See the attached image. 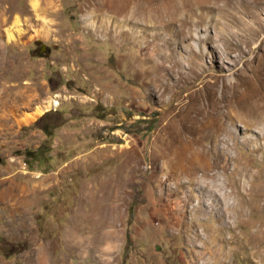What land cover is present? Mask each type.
Instances as JSON below:
<instances>
[{
  "label": "rangeland",
  "instance_id": "obj_1",
  "mask_svg": "<svg viewBox=\"0 0 264 264\" xmlns=\"http://www.w3.org/2000/svg\"><path fill=\"white\" fill-rule=\"evenodd\" d=\"M0 156V264H264V0H0Z\"/></svg>",
  "mask_w": 264,
  "mask_h": 264
},
{
  "label": "bare ground",
  "instance_id": "obj_2",
  "mask_svg": "<svg viewBox=\"0 0 264 264\" xmlns=\"http://www.w3.org/2000/svg\"><path fill=\"white\" fill-rule=\"evenodd\" d=\"M156 3V2H155ZM16 37L14 36V34H9V39H11V40H13V39H15ZM49 107H47L46 109H44V108H39L38 110H37V112H36V114L35 115H32L30 118H28V121L30 120H33V119H35L36 117H38V116H40L41 114H43L44 112H45V110H47ZM193 160V159H192Z\"/></svg>",
  "mask_w": 264,
  "mask_h": 264
},
{
  "label": "trees",
  "instance_id": "obj_3",
  "mask_svg": "<svg viewBox=\"0 0 264 264\" xmlns=\"http://www.w3.org/2000/svg\"><path fill=\"white\" fill-rule=\"evenodd\" d=\"M44 131H45V133H46L47 135H50V133H49V130H48V129L44 128ZM130 211H131V214H133V211H134V206H131V207H130Z\"/></svg>",
  "mask_w": 264,
  "mask_h": 264
},
{
  "label": "water",
  "instance_id": "obj_4",
  "mask_svg": "<svg viewBox=\"0 0 264 264\" xmlns=\"http://www.w3.org/2000/svg\"><path fill=\"white\" fill-rule=\"evenodd\" d=\"M1 160H2V159H1V156H0V162H1Z\"/></svg>",
  "mask_w": 264,
  "mask_h": 264
}]
</instances>
